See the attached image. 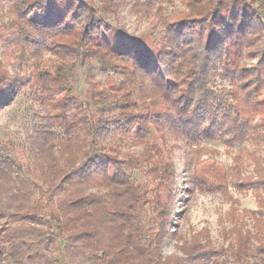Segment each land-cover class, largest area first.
Here are the masks:
<instances>
[{"label": "trees", "instance_id": "16d2710c", "mask_svg": "<svg viewBox=\"0 0 264 264\" xmlns=\"http://www.w3.org/2000/svg\"><path fill=\"white\" fill-rule=\"evenodd\" d=\"M180 2L0 0V113L28 91L41 112L21 153L0 137V264H264V0ZM122 3L152 28L129 32ZM93 60L104 84L81 100L71 75ZM177 150L188 180L252 192L226 247L204 230L164 254Z\"/></svg>", "mask_w": 264, "mask_h": 264}, {"label": "rangeland", "instance_id": "374dc122", "mask_svg": "<svg viewBox=\"0 0 264 264\" xmlns=\"http://www.w3.org/2000/svg\"><path fill=\"white\" fill-rule=\"evenodd\" d=\"M97 2V0H95ZM159 3L166 13H175L183 10L181 0H154ZM121 25L135 34H140L152 28V24L146 21L140 22L133 15L129 14V7L121 4L120 10L116 17ZM264 18V17H263ZM92 69L77 67L71 75V89L75 97L84 100L86 92L89 88L87 79L92 76L100 84H104V74L97 67V61L93 60ZM224 86V85H223ZM216 82V89L223 87ZM38 114H41L40 109L34 105L29 98V91L22 92L16 100L0 113V137L10 136L15 142L16 152L19 154L23 148L20 147L22 138L26 133H31L39 121ZM17 147V148H16ZM218 151L215 159L222 164L226 169L232 165L231 157L224 153L223 147L213 146ZM250 149V147H247ZM251 150V149H250ZM261 154V153H259ZM25 157V155H22ZM175 166V192L169 206L171 231H176V237L169 239L164 246L163 252L165 255L176 253L178 244L177 238L187 239L201 231H208L212 242L216 246H227L220 238L219 232L222 228L221 222L228 214L231 200L236 201L241 209L255 210L256 202L251 191L242 190L240 192L234 189H228L227 194L221 196L216 190H211L204 187L202 178L198 177L199 182H193V178L188 180L189 169L193 168V164L184 159L182 151H176L173 155ZM245 165H248L246 161ZM251 168L247 167L249 172ZM133 178L140 182H144L138 174H134ZM228 225L223 223V228ZM220 262L229 263L227 255L222 257Z\"/></svg>", "mask_w": 264, "mask_h": 264}, {"label": "water", "instance_id": "95a60500", "mask_svg": "<svg viewBox=\"0 0 264 264\" xmlns=\"http://www.w3.org/2000/svg\"><path fill=\"white\" fill-rule=\"evenodd\" d=\"M0 252H1V249H0Z\"/></svg>", "mask_w": 264, "mask_h": 264}]
</instances>
